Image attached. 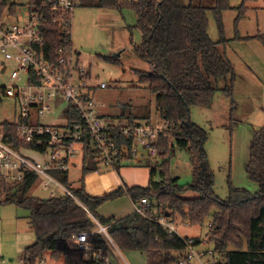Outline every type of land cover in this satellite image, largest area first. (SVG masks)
<instances>
[{"label":"trees","instance_id":"16d2710c","mask_svg":"<svg viewBox=\"0 0 264 264\" xmlns=\"http://www.w3.org/2000/svg\"><path fill=\"white\" fill-rule=\"evenodd\" d=\"M43 1L18 0L17 5L38 8ZM249 1L254 0H243L239 7L231 6L229 0H213L212 4L206 0H198L197 4H186L184 0H126L124 5L120 0L81 3L82 7L100 10L124 7L136 13L135 27L140 30L142 40L134 52L149 65V71L139 81L155 95L158 117L165 126L158 145L162 151L161 162L149 170L147 187L123 186L102 196H90L85 191L84 179L99 169L89 137L85 136L82 176L77 187L71 186L68 171L48 172L72 196L66 192L48 199L30 195L39 179L31 170L13 183L0 178V205L26 210L28 227L35 237L34 243L24 250L23 264H40L46 255L62 258L64 264H98L84 260L83 251L70 245L82 232L92 233L89 243L98 250L109 251L113 243L119 251L141 252L147 264H177L179 256L176 258L172 253L180 255L186 248L178 234L168 235L157 223L135 212L122 218H105L97 213L102 204L124 195L133 204L147 199L157 213L177 224L188 222L191 226H202L210 219L208 242L222 257L215 264H264V125L253 134L245 165L248 178L258 184L259 190L250 193L235 187L230 180L228 197L221 200L214 193V175L204 148L208 134L190 120V108L209 109L217 91L225 97L232 95L236 76L225 53L227 40L222 16L226 11H237L236 24ZM210 15L218 31L217 40L208 33ZM41 32L46 58L52 60L60 47L72 49L71 33L58 24L46 19ZM257 39L264 45L263 37ZM227 78L230 85L216 87L218 80ZM125 109L121 108L117 118L134 126L137 119L125 114ZM67 110L72 115L70 122L79 121L77 111L72 107ZM1 127L4 142L18 149L21 142L16 126L4 121ZM116 130L113 132L117 143L130 145L132 136L124 138ZM174 147L186 150L189 155L192 180L185 187L177 186V180L169 178V159ZM99 226L105 228L110 240Z\"/></svg>","mask_w":264,"mask_h":264},{"label":"rangeland","instance_id":"374dc122","mask_svg":"<svg viewBox=\"0 0 264 264\" xmlns=\"http://www.w3.org/2000/svg\"><path fill=\"white\" fill-rule=\"evenodd\" d=\"M120 1L122 5L126 2ZM184 1L186 4L198 3V0ZM206 1L207 4L213 3V0ZM229 3L233 7H239L243 0H229ZM245 6L246 12L236 24L237 11H226L222 16L224 37L227 40L225 53L234 66L236 76L231 86L232 95L225 97L217 91L209 109L195 106L190 108V120L208 134L204 148L214 175V193L221 200L228 197L230 180L235 187L250 193L259 190L258 184L248 178L245 165L253 134L264 125V45L257 39L264 38V0L249 1ZM136 21V13L128 8L100 10L80 7L74 11L71 22L72 50L77 54V62L89 71L90 84L106 83L108 86L93 94L95 108L100 115L109 121H118L120 118L117 116L124 107L125 114H132L137 119L135 122H148L162 129L165 126L158 117L155 95L139 81V77L149 71V65L134 52L135 46L142 40L140 30L135 27ZM208 33L213 40L218 39L212 15L209 16ZM230 84L229 78L220 79L216 82V87L221 89ZM17 113L16 103L0 92V124L13 120ZM53 116L55 112L47 113L41 121L45 124L63 125L62 117L59 119L58 115L57 118ZM122 123H126V120ZM81 161L77 160V166L68 172L72 187L79 185L82 176ZM160 162L161 159L156 157L150 164L135 166L128 162L116 165L111 170H99L85 177V191L90 196L98 197L123 186L147 187L149 170L157 167ZM168 171L169 178L177 180V186L185 187L191 183L192 167L186 150L177 147L171 150ZM155 179L158 180V177ZM46 181L39 177L31 188L30 195L48 199L64 193L63 186L59 188L52 182L44 187ZM101 208L99 215L104 217L129 214L134 206L130 197L124 195L104 203ZM27 214L26 210L14 205H0V264H23L25 248L35 241L25 219ZM209 220L202 226L186 225L177 220L180 222L178 233L183 239L192 238L202 242L210 232ZM70 245H75V242H70ZM200 248L213 250L209 243L204 242ZM111 249L115 251L113 247ZM113 253L116 264H147L145 255L139 252ZM172 254L176 258L179 255L176 252ZM217 257L218 261L222 259L219 254ZM42 264L64 263L62 258L52 259L46 255Z\"/></svg>","mask_w":264,"mask_h":264},{"label":"built area","instance_id":"2783aa9c","mask_svg":"<svg viewBox=\"0 0 264 264\" xmlns=\"http://www.w3.org/2000/svg\"><path fill=\"white\" fill-rule=\"evenodd\" d=\"M17 3L18 0H0V92L16 103L18 113L8 122L16 126L21 146L14 149L4 142L0 124V178L13 183L31 170L47 180L44 187L52 182L62 188L48 172L69 171L77 166V160L83 161L85 136L89 137L99 170L128 162L135 166L150 164L156 157L161 159L158 145L164 127L159 129L148 122L129 126L127 122L122 123L123 120H107L97 112L93 99L96 91L108 88L107 84H90L89 71L77 62V54L72 49L60 47L52 60L45 57L42 23L48 19L71 32L74 11L82 0H45L38 8L19 7ZM68 107L77 111L79 121H69L72 115ZM51 112H55L53 118L57 115L63 118V125L41 121ZM115 129L124 138L132 136L130 145L117 143ZM133 206L135 213L157 223L168 235H179L178 224L157 213L147 199ZM99 230L106 234L105 228L99 226ZM91 235L82 232L73 238L74 247L83 251V259L116 264L110 251L98 250L89 243ZM184 242L186 248L178 255L177 264H215L218 261L213 250L200 248L203 242L209 243L208 237L202 242L192 238Z\"/></svg>","mask_w":264,"mask_h":264},{"label":"crops","instance_id":"0c3cea01","mask_svg":"<svg viewBox=\"0 0 264 264\" xmlns=\"http://www.w3.org/2000/svg\"><path fill=\"white\" fill-rule=\"evenodd\" d=\"M85 0H82V2H84ZM80 7H82V6H80ZM79 7V8H80ZM78 9V8H77ZM249 9V8H248ZM72 44V43H71ZM72 48H74L73 47V44H72ZM78 54H80L79 52H77ZM148 121H150V120H148ZM29 156H31V157H34V155H32V154H28ZM32 159V158H31ZM33 160V159H32ZM107 170H111V169H107ZM69 172V171H68ZM119 200V199H118ZM115 201H117V200H115ZM109 202V201H108ZM133 204V203H132ZM102 206H103V204H102ZM102 206H100L98 209H97V213L99 214V212L101 211V207ZM134 212V209L129 213V214H131V213H133ZM101 213V212H100ZM129 214H126V215H119V216H115V215H110V216H104V217H106V218H110V217H114V218H122V217H124V216H127V215H129ZM25 219H26V217H25ZM115 247V246H114ZM115 249V248H114ZM110 251V254H111V256H112V259H113V257H114V253L113 252H121V251H119V250H116L115 249V251L113 250V249H110L109 250ZM124 252H133V251H124ZM134 252H139V251H134ZM139 253H141V252H139ZM142 254V253H141ZM145 262H146V256H145Z\"/></svg>","mask_w":264,"mask_h":264}]
</instances>
